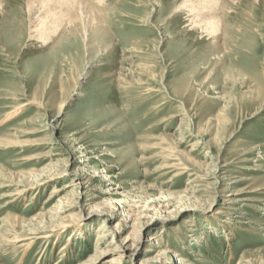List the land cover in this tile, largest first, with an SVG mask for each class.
<instances>
[{
  "label": "rangeland",
  "instance_id": "obj_1",
  "mask_svg": "<svg viewBox=\"0 0 264 264\" xmlns=\"http://www.w3.org/2000/svg\"><path fill=\"white\" fill-rule=\"evenodd\" d=\"M45 1L0 0V264H264V0H103L86 34Z\"/></svg>",
  "mask_w": 264,
  "mask_h": 264
},
{
  "label": "bare ground",
  "instance_id": "obj_2",
  "mask_svg": "<svg viewBox=\"0 0 264 264\" xmlns=\"http://www.w3.org/2000/svg\"><path fill=\"white\" fill-rule=\"evenodd\" d=\"M59 1H61V2H59ZM84 1H86V4H88L90 12H85V10L82 6L83 4H82L81 0H77V1H75V3H73V0H47L45 2H49V3L52 2L54 7L58 6L59 4L62 3L68 7L71 6V7L75 8V11H76L75 20L80 22L79 24L82 26V29L84 30V34H86V32L88 31V28H90L91 26L97 27L99 25V21L97 19V14H98L97 9H98L99 3H102L103 0H84ZM201 2L208 4L209 0H201ZM201 7L205 8L206 5H203ZM219 10H221V9H219ZM219 10H217L216 8H213V9L211 8V10L209 9L207 11V14L204 16V21H203V24L205 26L206 31H209L211 33H216V31L218 30V21H219L218 20V11ZM188 11H190V10H188ZM191 12L194 13V10L191 9ZM88 13H90V15H91V21L87 20ZM62 14L60 17L54 19L52 30L49 29L50 34H47V35L43 34L42 35L41 39H43V41H45V39H50L57 32V30L62 26V23L66 22V25H68L70 27H73L75 25L74 19H70L68 16L65 18V15H67V13H65V15H62ZM195 16L199 17V18L203 17V16H201L200 13L199 14L197 13V15H195ZM62 21H64V22H62Z\"/></svg>",
  "mask_w": 264,
  "mask_h": 264
}]
</instances>
